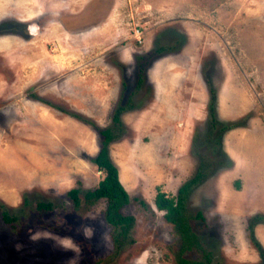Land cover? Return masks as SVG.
<instances>
[{"label": "rangeland", "instance_id": "rangeland-1", "mask_svg": "<svg viewBox=\"0 0 264 264\" xmlns=\"http://www.w3.org/2000/svg\"><path fill=\"white\" fill-rule=\"evenodd\" d=\"M114 126L136 217L121 251L106 199L76 208L68 194L97 186L100 129ZM202 163L187 212L203 247L187 256L262 264L264 0H0V264H177L154 198Z\"/></svg>", "mask_w": 264, "mask_h": 264}, {"label": "trees", "instance_id": "trees-1", "mask_svg": "<svg viewBox=\"0 0 264 264\" xmlns=\"http://www.w3.org/2000/svg\"><path fill=\"white\" fill-rule=\"evenodd\" d=\"M164 49V47L160 48V50L158 49V52H161ZM143 69V66H141L140 72H143ZM142 79L143 78L141 77L139 82ZM214 100L215 95L214 91H212L210 112L211 116H213L212 122L216 125ZM123 110L124 107L119 106L113 116L114 123L118 126V130L119 126H121L120 115ZM227 128L223 127L222 130ZM100 134L102 135L101 147L99 152L93 158V162L96 164L97 170L102 173L97 186L84 191H81L80 188H71L68 191V194L72 198L76 208H79L82 205L81 194H83L84 203L88 205L93 204L102 198L106 199L105 218L112 227L111 237L115 248L117 251H121L125 249L133 240L131 232L136 223V217L123 211L124 208L131 202V197L120 180L118 167L112 161L110 156L109 144L118 137V134L115 132V126L101 128ZM205 176V164L202 163V167H199L195 176L187 179L178 188V192L176 194L168 193L158 188L154 198L156 207L165 212V219L173 224L175 230L179 234L180 246L177 264H211L212 262L210 252L205 253L204 260H195L186 254L194 247L201 249L203 247L201 245V236L197 233L194 225L192 224L194 217L188 215L187 200L194 186L201 182ZM140 203L146 207L149 205L145 200H140ZM37 208L39 210H51L54 208V204L51 201H40L37 203ZM2 216L5 222L12 224L13 226L15 224L14 222L18 220L17 216L9 214V212L5 209L2 210ZM195 218L205 220L202 211H198ZM254 242L260 252L263 261L262 264H264V247L258 241L256 242L255 238Z\"/></svg>", "mask_w": 264, "mask_h": 264}, {"label": "water", "instance_id": "water-1", "mask_svg": "<svg viewBox=\"0 0 264 264\" xmlns=\"http://www.w3.org/2000/svg\"><path fill=\"white\" fill-rule=\"evenodd\" d=\"M34 30H35L34 25H30V31L34 32Z\"/></svg>", "mask_w": 264, "mask_h": 264}, {"label": "bare ground", "instance_id": "bare-ground-1", "mask_svg": "<svg viewBox=\"0 0 264 264\" xmlns=\"http://www.w3.org/2000/svg\"><path fill=\"white\" fill-rule=\"evenodd\" d=\"M34 28H35V30H36V27H35V25H34ZM35 30H34V31H35ZM124 177L126 178L125 174H123V173H122V175H121V178H123V179H124Z\"/></svg>", "mask_w": 264, "mask_h": 264}, {"label": "clouds", "instance_id": "clouds-1", "mask_svg": "<svg viewBox=\"0 0 264 264\" xmlns=\"http://www.w3.org/2000/svg\"><path fill=\"white\" fill-rule=\"evenodd\" d=\"M29 29H30V27H29Z\"/></svg>", "mask_w": 264, "mask_h": 264}]
</instances>
